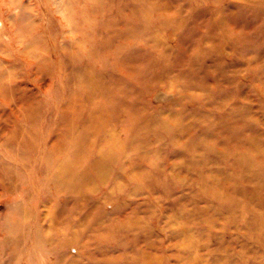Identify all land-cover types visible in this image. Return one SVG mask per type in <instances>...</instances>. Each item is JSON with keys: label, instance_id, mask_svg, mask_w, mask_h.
<instances>
[{"label": "rangeland", "instance_id": "1", "mask_svg": "<svg viewBox=\"0 0 264 264\" xmlns=\"http://www.w3.org/2000/svg\"><path fill=\"white\" fill-rule=\"evenodd\" d=\"M55 261L264 264V0H0V264Z\"/></svg>", "mask_w": 264, "mask_h": 264}, {"label": "bare ground", "instance_id": "2", "mask_svg": "<svg viewBox=\"0 0 264 264\" xmlns=\"http://www.w3.org/2000/svg\"><path fill=\"white\" fill-rule=\"evenodd\" d=\"M20 3H21V2H20ZM235 13H236V12H235ZM258 13H259V12H258ZM256 15H257V14H256ZM64 17H66V16H64ZM258 18H259V17H258ZM261 18H262V17H261ZM66 19H67V18H66ZM255 19H257V18H255ZM255 19H254V21L256 22ZM69 20H70V19H69ZM258 20H259V19H258ZM258 20H257V22H259ZM254 21H253V22H254ZM261 21H262V20H261ZM257 22H256L255 24H257ZM253 24H254V23H253ZM255 24H254V25H255ZM12 25H13V24H12ZM14 25H15V24H14ZM261 31L263 32V30H261ZM259 32H260V31H259ZM232 33H233V32H232ZM72 72H73V71H72ZM1 88H2V87H1ZM29 110H30V109H29ZM32 112H33V111H32ZM31 123H32V122H31ZM30 128H31V127H30ZM8 175H9V174H8ZM52 253H53V252H52ZM56 253H57V252H56ZM57 254H58V253H57ZM58 256H59V259H57V261H58V260L60 261L61 256H60V255H58ZM57 261H55L56 264H57ZM59 261H58V262H59Z\"/></svg>", "mask_w": 264, "mask_h": 264}]
</instances>
